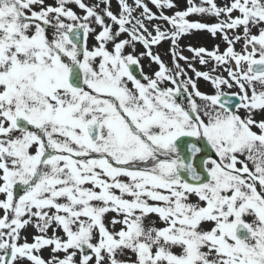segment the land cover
<instances>
[{
	"label": "snow or ice",
	"instance_id": "1",
	"mask_svg": "<svg viewBox=\"0 0 264 264\" xmlns=\"http://www.w3.org/2000/svg\"><path fill=\"white\" fill-rule=\"evenodd\" d=\"M184 2L0 0V264H264V0Z\"/></svg>",
	"mask_w": 264,
	"mask_h": 264
},
{
	"label": "rangeland",
	"instance_id": "2",
	"mask_svg": "<svg viewBox=\"0 0 264 264\" xmlns=\"http://www.w3.org/2000/svg\"><path fill=\"white\" fill-rule=\"evenodd\" d=\"M86 2L89 3V4H94V3H98L99 0H86ZM198 2H199V0H197V3H198ZM217 2H218V3H223V2H225V0H217ZM100 6L103 7V4H101ZM149 7H151L152 10H153L154 12L157 11V10L155 9V7L152 6V5L150 4V0H149ZM185 7H186V4H185L184 0H181L180 8L183 9V8H185ZM76 10L79 12L78 9H76ZM111 10H112L114 13H118V12H119V8H118L117 3L114 4V5H112V3H111ZM81 14H82V13H81ZM192 19H197V17L194 15V16L192 17ZM121 38H124V37H121ZM90 43H91V41H90ZM180 43H181V46H187L188 44H191V45L194 46V47H197V46H204V47L208 48L209 50H211V48L213 47V45L216 44V43H220L221 50H223V48L226 47V45L223 44V43H221L220 40H219L218 38L214 40L209 34H207V33H203V32H196V33H194V34L191 35V36H185V37L180 41ZM138 48H139V46H138ZM167 48H168V44H167V43H164V44H163L162 46H160L159 48H154V52H155V51H159L160 53L164 54V53H165V50H166ZM236 48H237V50H240L241 45H240V44H237V45H236ZM139 50L142 51L143 49H142V48H139ZM184 55L190 57V56H191V53L188 52L187 50H185V51H184ZM162 58L165 60L166 63H170V58H169L168 55L164 54V55L162 56ZM181 63H183V61H181ZM142 64H144V65L146 66L145 69H144V71H145L146 73H148V74H151L152 70L156 67L155 65H153L151 69L148 68V67H147V64H148V61H147V60H143V61H142ZM196 66H197L198 68H200V66H199L198 63H197ZM201 70H204V69H201ZM190 75H191V73H190ZM225 75H226V73H225ZM201 90H207V89L204 88L203 84H201ZM231 91H236V89H232ZM0 215H2V211H0ZM32 231H33V229H29V232H32ZM43 255H44L45 257H47V256H48V252L45 251V252L43 253Z\"/></svg>",
	"mask_w": 264,
	"mask_h": 264
},
{
	"label": "bare ground",
	"instance_id": "3",
	"mask_svg": "<svg viewBox=\"0 0 264 264\" xmlns=\"http://www.w3.org/2000/svg\"><path fill=\"white\" fill-rule=\"evenodd\" d=\"M131 2V0H130ZM116 4V0H112V5Z\"/></svg>",
	"mask_w": 264,
	"mask_h": 264
}]
</instances>
